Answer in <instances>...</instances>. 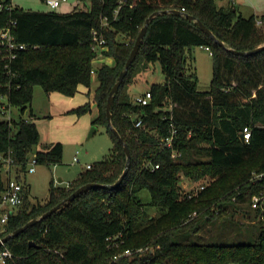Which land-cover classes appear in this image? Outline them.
Segmentation results:
<instances>
[{
  "label": "trees",
  "instance_id": "1",
  "mask_svg": "<svg viewBox=\"0 0 264 264\" xmlns=\"http://www.w3.org/2000/svg\"><path fill=\"white\" fill-rule=\"evenodd\" d=\"M90 1L87 10L60 13L7 9L11 0H0L4 4L0 28L16 20V41L27 45L8 69L0 48V94L21 113L0 119V154L12 152L16 178L21 181L19 173L26 171L29 155L40 142L36 123L23 118L37 84L47 93L74 95L79 85L90 87L96 73L99 85L92 100L99 115L93 123L105 125L113 141L110 156L82 171L69 188L53 186L46 202L29 203L25 188L24 203L9 217L3 236L42 216L80 186L90 182L110 186L123 174L127 155L108 123L106 106L153 12L178 9L194 15L225 46L184 14H159L150 21L111 107L112 126L131 151L125 178L117 188L87 189L12 237L7 247L17 255L18 264H264V177L255 176L264 173V50L251 56L229 50L248 51L264 44V15L246 18L233 5L219 7L216 0ZM93 30L105 37L102 53L113 59L112 64L94 65L99 54L93 49ZM194 46H208L212 52L208 91H199L196 73L189 72L186 51ZM139 61H160L165 75L163 83L152 84L146 105L125 93ZM90 110L87 103L74 111ZM139 118L142 124L136 126ZM172 124L178 134L169 149L162 142ZM245 126L252 130L249 142L240 138ZM63 149L61 142H54L37 150V163H59ZM1 167L0 161V199L6 183ZM184 179L204 188L188 197L181 186ZM144 189L151 195L149 208L139 196ZM255 196L260 197L258 202ZM153 209L157 215L151 214ZM238 213L256 229L254 242L204 243L179 237L197 230L201 217L206 222L223 219L224 225H246L235 220Z\"/></svg>",
  "mask_w": 264,
  "mask_h": 264
},
{
  "label": "rangeland",
  "instance_id": "2",
  "mask_svg": "<svg viewBox=\"0 0 264 264\" xmlns=\"http://www.w3.org/2000/svg\"><path fill=\"white\" fill-rule=\"evenodd\" d=\"M31 9L34 11H44L48 8L41 0H28ZM72 1V0H71ZM79 2V3H78ZM73 6L87 8L90 6V0H80ZM219 7L227 8L233 3L237 12L243 17L264 15V0H216ZM61 5L56 11L64 9ZM26 10V4L21 5ZM119 38L123 39L120 35ZM189 72H195L198 81L199 91H208L211 89L213 79V56L212 53L204 46H194L186 51ZM106 56L99 55L94 61V65L99 67ZM165 75L163 73L160 61L145 64L139 61L131 83L125 89L130 100L135 101L137 97L145 94L154 83H163ZM99 85L97 74L94 73L90 87L79 85L74 95H66L59 91L47 93L39 84L34 87V97L31 106L28 107L24 116L34 121L40 134V142L30 153L26 171H20L21 181L26 185L27 200L29 203H44L50 195V190L56 188H69L68 185L74 182L79 174L86 170L87 165L95 163L110 156L113 146L112 138L105 125H95L93 122L99 115L97 105L92 100V95ZM91 103V110L78 114L75 108ZM13 118L20 116L18 108H12ZM33 113V116H31ZM93 126H98V130L90 136ZM15 131V129H14ZM54 142L63 144V157L59 163L43 164L36 163L35 171L30 172L31 160L37 150H45ZM75 156L79 161H75ZM17 177V172L14 174ZM62 181H59V179ZM181 184L185 192H195L199 184L184 179ZM145 208H149L148 203L151 201L150 192L147 189L139 193ZM256 202V201H255ZM152 215H157V210L150 211ZM235 220L246 225H224L223 219H216L206 222L205 217L199 219L198 229L195 231L187 230L179 234L181 239L190 242L204 243H225L237 244L254 242L255 232L253 226L247 217L242 213L235 215ZM236 264V263H230Z\"/></svg>",
  "mask_w": 264,
  "mask_h": 264
},
{
  "label": "built area",
  "instance_id": "3",
  "mask_svg": "<svg viewBox=\"0 0 264 264\" xmlns=\"http://www.w3.org/2000/svg\"><path fill=\"white\" fill-rule=\"evenodd\" d=\"M46 4L52 9L56 10L61 6L63 2H66L68 0H45ZM13 5L7 6V9L12 8ZM4 8L3 2H0V11ZM118 10H116V13ZM258 24H261V20L257 21ZM17 21L12 20L9 24L6 26L0 28V48L2 49L3 56L2 59L5 61V68L8 69L10 67V63L16 59L18 53L21 50H25L27 48V45L24 43H18L16 41V35L14 33V30L16 28ZM93 49L98 52L99 55H103V50L106 49L105 43L106 39L105 37L99 33L97 30H93ZM207 50H210L208 46L205 47ZM212 53V52H211ZM152 98V93L149 90L145 92V94L139 96L136 98L135 102L141 105H146L150 102ZM12 106L9 104L7 96L4 94H0V119H8L11 120L13 118L12 113ZM23 118L29 119L28 117L23 115ZM142 119L139 118L135 125L141 126ZM252 130L250 126H245L243 128L242 134H243V142H249L251 138ZM178 129L174 124L171 125L170 134L166 137V139L162 142V145L166 148H173L174 141L177 138ZM179 153L174 151L172 152L173 157H177ZM75 161H79L78 157L75 156ZM0 161L2 162V173L5 177V189L2 192V196L0 199V240L5 237L2 234L7 230V222L9 220V217L17 213V211L20 209V207L24 203V190L26 188V185L18 180L16 176L14 175L16 173L15 169V161L12 155V152L9 151L7 153L0 154ZM37 163L36 160V154H33L32 160H31V166L29 168L30 172L35 171V164ZM92 165H87V168H91ZM154 168H159V164H154ZM257 178L264 177V173L255 175ZM70 186V185H68ZM204 186L200 185L199 189H203ZM196 190V191H197ZM195 192H186L188 194V197H191L195 195ZM260 197L255 196L254 201L258 202ZM0 264H18V257L14 254L13 251H11L7 247V242H2L0 246ZM126 253H130L129 250L126 251Z\"/></svg>",
  "mask_w": 264,
  "mask_h": 264
},
{
  "label": "water",
  "instance_id": "4",
  "mask_svg": "<svg viewBox=\"0 0 264 264\" xmlns=\"http://www.w3.org/2000/svg\"><path fill=\"white\" fill-rule=\"evenodd\" d=\"M169 12H173L175 14H184L186 15V17L189 20H195L196 24L201 28L202 31H204L206 34H208L209 36H211L213 39H215V41L217 43H219L221 46H225V43L223 41L218 40L215 35L213 34L212 30H210L201 20H197L195 18L194 15L191 14H186L181 10L178 9H172V10H161V11H155L153 12L147 19H146V23L145 25L142 27V29L140 30L134 46L130 52V55L126 61L125 67L124 69L120 72L118 79L116 81V83L113 85L110 93H109V97H108V101H107V106H106V112H107V118H108V123L111 126L113 132L115 133V135L117 136V138L119 139L120 143L124 146V151L127 155V163H126V167L125 170L123 172V174L120 176V178L117 180L116 183L112 184V185H107V184H101V183H86L82 186H80L79 188H77L74 192H72L67 198H65L64 200H62L60 203L56 204L55 206H53L51 209H49L47 212H45L42 216L38 217V218H34L31 221H29L28 223H26L24 226L16 229L14 232L6 235L2 241L0 240V246L2 244V242H8L12 237L20 234L21 232H23L24 230H26L27 228L35 225L36 223H38L39 221H41L42 219H45L47 217H49L50 215H52L54 212H56L57 210H59L64 204H66L67 202H70L72 200H74L79 194H81L82 192L86 191L87 189L90 188H97V187H111V188H117L123 181V179L125 178L128 170H129V166H130V161H131V151L130 148L128 146V144L126 143V141L124 140V138L119 134L118 130L115 129L112 126L111 123V107L114 103L115 100V93L119 90L121 84L124 81L125 76L128 73V70L130 68V66L132 65V63L134 62V60L136 59L138 52L140 50V46H141V42L143 37L145 36L147 29H148V25L150 23V21L156 17L159 14H165V13H169ZM231 52H233L234 54L237 55H245V56H251V55H255L257 53H260L261 51L264 50V44H261L260 46L252 49V50H248V51H240V50H236V49H229ZM98 130V126H93L91 132H90V136H92L96 131ZM240 138L243 141V134H240ZM59 181H62V179L60 178ZM183 182H181L182 184ZM30 245L32 246H37L35 241H31Z\"/></svg>",
  "mask_w": 264,
  "mask_h": 264
},
{
  "label": "crops",
  "instance_id": "5",
  "mask_svg": "<svg viewBox=\"0 0 264 264\" xmlns=\"http://www.w3.org/2000/svg\"><path fill=\"white\" fill-rule=\"evenodd\" d=\"M39 1V0H38ZM42 2H43V4H46V1L45 0H41ZM78 1H80V0H68V1H66V2H63L61 5H63V4H65L64 5V9H62V10H60V11H58V12H60V13H69V12H73V11H75V10H87V9H89L90 8V6L89 7H87V8H85V9H83V8H79V7H75L74 9H72L73 8V6L74 5H76V4H78L79 2ZM78 2V3H77ZM11 3H12V5L14 6V7H19V8H23L21 5L22 4H26V10H32V11H34L33 9H31V7H30V4L32 3V2H29L28 0H11ZM47 5V4H46ZM232 5H234L233 3H230L229 4V6H232ZM47 7L48 8H46V9H43L44 11H56V10H52L48 5H47ZM57 12V11H56ZM260 20V19H259ZM260 25V24H259ZM101 62H107V63H109V64H112L113 63V59L111 58V57H105V59H101ZM135 102V101H134Z\"/></svg>",
  "mask_w": 264,
  "mask_h": 264
}]
</instances>
